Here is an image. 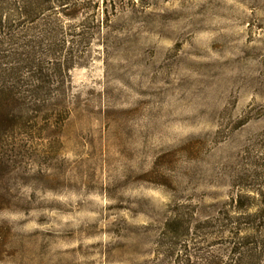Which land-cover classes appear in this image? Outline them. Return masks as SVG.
Listing matches in <instances>:
<instances>
[{"label": "rangeland", "instance_id": "obj_1", "mask_svg": "<svg viewBox=\"0 0 264 264\" xmlns=\"http://www.w3.org/2000/svg\"><path fill=\"white\" fill-rule=\"evenodd\" d=\"M59 1L0 0V264H264V0Z\"/></svg>", "mask_w": 264, "mask_h": 264}, {"label": "trees", "instance_id": "obj_2", "mask_svg": "<svg viewBox=\"0 0 264 264\" xmlns=\"http://www.w3.org/2000/svg\"><path fill=\"white\" fill-rule=\"evenodd\" d=\"M50 1H52V0H45V2H50ZM60 1H62L64 3H62V2L60 3ZM60 1L57 2V3H59L57 5L60 8V9L59 8L57 9L58 13H60V15L66 17L68 19L76 18L77 14L79 13V10H78L80 8L79 5L78 4H74L73 7L69 9L67 7V3H66L69 0H60ZM57 5H55V3L52 2V5L46 6L43 9V11L50 10V9L53 8V6H54V8H57L56 7ZM49 15H51V14H49ZM17 100L20 101V99H18L16 97H13L12 95L9 96V94H5V95L2 96V99H0V107L2 106V108H4L6 110V113H7V110H8L9 107L12 108L13 106H17L18 104H20L19 102H17Z\"/></svg>", "mask_w": 264, "mask_h": 264}]
</instances>
